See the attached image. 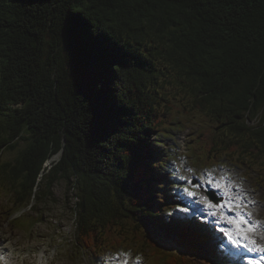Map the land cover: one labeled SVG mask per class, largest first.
Masks as SVG:
<instances>
[{"label": "trees", "instance_id": "16d2710c", "mask_svg": "<svg viewBox=\"0 0 264 264\" xmlns=\"http://www.w3.org/2000/svg\"><path fill=\"white\" fill-rule=\"evenodd\" d=\"M192 120L194 159L245 167L264 187V0H0V215L12 225L29 229L63 180L91 256L231 264L209 226L176 216L157 134Z\"/></svg>", "mask_w": 264, "mask_h": 264}, {"label": "rangeland", "instance_id": "374dc122", "mask_svg": "<svg viewBox=\"0 0 264 264\" xmlns=\"http://www.w3.org/2000/svg\"><path fill=\"white\" fill-rule=\"evenodd\" d=\"M174 101H179V98ZM262 114L263 112L259 114V117ZM198 124L197 120L190 122L183 121L179 124L174 123L168 134H157L160 145L165 150H168L170 154L168 172L174 176V188L179 189L184 194L182 190L185 185L183 184V180L179 179L180 175L176 169V164L181 163L182 166H186L188 172L191 171V174L195 178V184L201 186L202 189H204V186L209 185L207 183L209 179L212 180V184L215 180L219 179L220 183H227L230 189L233 190L229 185L228 179L234 177V175L245 176V167L238 168L240 170H237L236 174H233V171L230 169L234 168L228 166L226 163L221 162L217 166L211 164L205 165L202 163L203 161L198 162L191 157L188 150H186L187 154L184 157L178 154L180 136L184 135L189 144L191 135L197 130ZM247 124L253 127L257 125V121H248ZM15 156L16 152H8L2 156V159L4 161H11ZM191 165H193V168L190 167ZM221 177H225L226 180H222ZM246 178V182L241 181L237 186L244 190V186L247 184L250 191L258 190V199H256V202H258V216L260 221H264V187L256 185L258 174L255 171L249 172ZM52 192L54 199L42 200L33 212L34 219L31 220L32 223L29 229L14 226L3 215H0V239L6 243L10 252H13V264H38L42 261L44 264H123V261L126 260L125 258L129 259L130 264H150L145 254L141 256L139 253L138 255L133 253L134 255H131L132 253L128 254L130 251L127 253L124 250L116 252L113 255L107 254L97 259L86 251L78 249L75 245V215L72 212V208L76 203L74 192H66V183L63 180L58 181L54 185ZM214 194L218 198L220 192L218 193L214 189ZM246 194L249 198L247 192ZM191 199L195 201L194 198ZM219 202L214 206L219 207L225 204L226 200ZM223 210L222 213L225 217H232L234 215L227 208H223ZM178 215H185L189 218L192 216L187 207L179 210ZM217 224L218 222L214 220L211 225H215V230L223 229L222 226L218 227ZM223 225L226 226L228 224L224 223ZM222 240H224V243L228 242L226 239ZM159 242L162 248L166 249L169 254L178 255L180 253L175 243L170 239L160 237ZM262 243H264V239ZM135 249L143 251L139 248ZM248 254L250 256L251 253L248 252ZM229 261L232 264H246V261L242 259L234 258Z\"/></svg>", "mask_w": 264, "mask_h": 264}, {"label": "snow or ice", "instance_id": "6c2138e0", "mask_svg": "<svg viewBox=\"0 0 264 264\" xmlns=\"http://www.w3.org/2000/svg\"><path fill=\"white\" fill-rule=\"evenodd\" d=\"M179 179L183 180L184 177L180 176ZM221 179L226 180L225 177H221ZM207 183L212 184V180L209 179ZM214 187L220 191L226 200V203L219 207L227 208L229 212L234 214L232 217H225L223 213L220 214V222L227 223L230 226L226 229H220V231L233 248L260 254L259 260L247 259L246 264H264V243H258L256 239L257 234L261 231V226L264 225V221H254L251 211L248 210L250 205L255 204L256 201L249 199L239 186L236 187L235 192L231 191L227 183L216 182ZM182 191L189 198L197 196V192L194 189L190 190L188 187H184ZM201 200L204 201L208 208L213 207L204 197H201ZM212 215L215 216L216 213L213 212ZM261 239H264V236ZM123 264H128V261H123Z\"/></svg>", "mask_w": 264, "mask_h": 264}, {"label": "bare ground", "instance_id": "6f19581e", "mask_svg": "<svg viewBox=\"0 0 264 264\" xmlns=\"http://www.w3.org/2000/svg\"><path fill=\"white\" fill-rule=\"evenodd\" d=\"M222 243H224V240H222ZM224 244H226V243H224ZM2 249L3 250H6L7 249V247L4 245V246H2ZM246 260V257H243V261H245ZM12 258L11 257H6L5 258V260H4V263L5 264H12ZM38 264H44V262L42 261V262H40V263H38Z\"/></svg>", "mask_w": 264, "mask_h": 264}]
</instances>
